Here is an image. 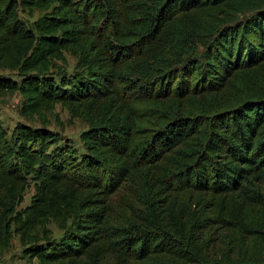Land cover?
<instances>
[{
  "label": "trees",
  "instance_id": "1",
  "mask_svg": "<svg viewBox=\"0 0 264 264\" xmlns=\"http://www.w3.org/2000/svg\"><path fill=\"white\" fill-rule=\"evenodd\" d=\"M0 67L22 116L87 124L0 119V251L264 264V0H0Z\"/></svg>",
  "mask_w": 264,
  "mask_h": 264
},
{
  "label": "rangeland",
  "instance_id": "2",
  "mask_svg": "<svg viewBox=\"0 0 264 264\" xmlns=\"http://www.w3.org/2000/svg\"><path fill=\"white\" fill-rule=\"evenodd\" d=\"M66 62L64 68L67 72L73 71L75 58L69 52L65 53ZM0 75L10 76L17 78L16 73L11 70H7L0 67ZM21 96L18 92H4L0 94V119L2 123L9 129L17 121H24L33 125H42L43 118L46 121V125L58 131L64 140H70V142L81 149L79 133L86 128V122L79 117H71L69 111L61 104H55L51 111H46L43 116L34 114L32 117H25L19 113V104ZM126 196V189L121 187L114 195L113 199L118 201L119 197ZM30 193L25 194L24 200L21 205L29 202ZM47 226L51 229L53 237H59L61 231L58 229L53 221H50ZM216 235V234H215ZM0 264H38L37 258L29 259L22 252L19 240L17 236L11 239L9 246L0 251Z\"/></svg>",
  "mask_w": 264,
  "mask_h": 264
}]
</instances>
